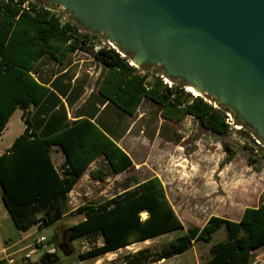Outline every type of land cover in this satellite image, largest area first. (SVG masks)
<instances>
[{
	"label": "trees",
	"instance_id": "1",
	"mask_svg": "<svg viewBox=\"0 0 264 264\" xmlns=\"http://www.w3.org/2000/svg\"><path fill=\"white\" fill-rule=\"evenodd\" d=\"M56 7L41 1L0 0V137L18 108L25 125L0 155V188L9 216L24 232L55 224L64 216L68 194L96 159H103L113 174L132 166L131 157L116 143L107 125L106 115L111 111L133 115L144 99H150L168 119L180 121L191 115L212 132L226 134L231 129L224 117L228 107L214 108L203 97L194 96L186 91L184 80H174L181 85L169 87L157 75L165 74L161 67L158 73H140L130 64V56H122L116 48L95 50L96 33L82 30L71 19L63 20L53 11ZM81 49H90L106 70L97 93L70 119L67 107L82 97L83 86L73 82L64 70L43 77L39 66L45 58L64 63L70 53ZM236 120L244 128L237 131L257 145L254 131ZM53 149L63 154L60 168L53 160ZM90 174L101 181L107 175L103 169L91 170ZM77 212L84 219L67 228V240L54 236L48 243L56 245V252L46 253L35 264L57 259L58 248L69 254L70 242L77 239L103 240L79 254V260L85 261L185 228L157 177L128 186L104 201L83 204ZM143 212L148 214L145 219ZM220 229H225V238L213 243V235ZM199 242L210 244L208 257L200 264H251L254 250L264 246V202L245 208L238 220L213 215L202 227L189 226L160 252L140 250L125 264L157 263Z\"/></svg>",
	"mask_w": 264,
	"mask_h": 264
},
{
	"label": "rangeland",
	"instance_id": "2",
	"mask_svg": "<svg viewBox=\"0 0 264 264\" xmlns=\"http://www.w3.org/2000/svg\"><path fill=\"white\" fill-rule=\"evenodd\" d=\"M55 10L63 20L70 19V14L62 7L57 6ZM100 41L102 33H96L95 42ZM39 67L43 77H53L55 72L64 70L73 82L83 86L82 97L67 107L70 119L92 94L97 93L100 78L106 70L90 49L70 53L64 63L45 58ZM137 68L140 73L154 74L158 73L160 66L157 69ZM175 82L181 85L179 81ZM200 96L209 99L205 94ZM103 109L101 106L100 110ZM106 119L113 131V139L131 157L132 166L120 174H113L103 159H96L68 194L64 216L55 224L41 229L34 226L27 232L14 225L4 206L0 188V236L9 243H17L9 253L20 250L18 254L11 255L12 261L0 264H27L29 259L26 254L30 255L32 264L40 262L46 253L56 252V245L48 243L54 236L59 241L67 240V228L84 219V215L77 212L78 207L104 201L128 186L134 187L153 177L162 182L166 198L183 223L184 230L133 242L98 259L85 261L79 260V254L93 247L94 243L102 244L103 240L100 237L95 240L77 239L70 242L69 254L58 248V258L48 264H125L140 250L149 248L151 254L160 252L163 245L186 232L189 226L202 227L213 215L238 220L245 208L264 202V147L254 145L237 129L230 127L226 134L215 133L191 115L180 121L168 119L162 108L150 99H144L133 115H118L111 111ZM24 128L22 110L18 108L0 137V154L12 145ZM52 155L55 165L60 168L62 156L56 149H53ZM96 169L107 173L104 180L92 177L90 171ZM142 217L145 219L148 214ZM225 235V229L218 230L213 235V243L224 239ZM41 237L45 241L39 248L36 240ZM209 247L210 244L199 242L183 253L151 264H200L208 257Z\"/></svg>",
	"mask_w": 264,
	"mask_h": 264
},
{
	"label": "water",
	"instance_id": "3",
	"mask_svg": "<svg viewBox=\"0 0 264 264\" xmlns=\"http://www.w3.org/2000/svg\"><path fill=\"white\" fill-rule=\"evenodd\" d=\"M228 107L264 143V0H40Z\"/></svg>",
	"mask_w": 264,
	"mask_h": 264
},
{
	"label": "built area",
	"instance_id": "4",
	"mask_svg": "<svg viewBox=\"0 0 264 264\" xmlns=\"http://www.w3.org/2000/svg\"><path fill=\"white\" fill-rule=\"evenodd\" d=\"M55 9L56 8L53 9L54 12H56ZM102 46H111L113 48H116L117 51H119L122 56H125V54L122 51H120L119 48L116 45L110 44V42H108V41H102L100 45H96L95 46V50H99ZM130 64L132 65V62L131 61H130ZM157 75H159L162 78V80L164 81V83L167 84L169 87H174L175 86V84H176L175 81L172 78L168 77L166 74L159 73ZM185 89L187 90V86H185ZM194 96H196V95H194ZM205 101H207L210 105H213L214 108H220V107H218L216 105L214 99H211V98L206 99L205 98ZM224 114H225V116H224L225 117V122L231 128H235L237 130H240V129L243 128V125H240V124L237 123V120L235 118V114L233 113V111L231 109L230 110H225L224 111ZM252 136L255 139L257 145H259L261 147H264V143L256 135L252 134ZM44 241H45V238L44 237H41L40 239H37L36 240V246H37V244H41ZM25 257L27 259H29V262L27 264H32V262L30 261V255L29 254H26Z\"/></svg>",
	"mask_w": 264,
	"mask_h": 264
},
{
	"label": "crops",
	"instance_id": "5",
	"mask_svg": "<svg viewBox=\"0 0 264 264\" xmlns=\"http://www.w3.org/2000/svg\"><path fill=\"white\" fill-rule=\"evenodd\" d=\"M58 154L62 156V162L64 160L63 154L59 151H57ZM1 155V154H0ZM54 160V158H53ZM143 216V213H142ZM39 228V227H38ZM25 238L21 239L24 240ZM17 243H9L6 240H3L0 236V263H9V261H12L11 255L18 254L20 250H16L12 253H9L10 250L16 245ZM251 264H264V247L255 249L253 252V261Z\"/></svg>",
	"mask_w": 264,
	"mask_h": 264
},
{
	"label": "bare ground",
	"instance_id": "6",
	"mask_svg": "<svg viewBox=\"0 0 264 264\" xmlns=\"http://www.w3.org/2000/svg\"><path fill=\"white\" fill-rule=\"evenodd\" d=\"M187 90L189 91V92H192L194 95H196V96H200L201 94H200V92L198 91V90H196L193 86H191V85H188L187 86ZM146 212H143V216L145 217L146 216Z\"/></svg>",
	"mask_w": 264,
	"mask_h": 264
}]
</instances>
